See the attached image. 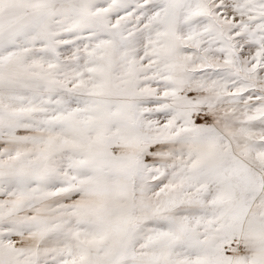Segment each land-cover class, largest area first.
<instances>
[{"label":"snow or ice","instance_id":"1","mask_svg":"<svg viewBox=\"0 0 264 264\" xmlns=\"http://www.w3.org/2000/svg\"><path fill=\"white\" fill-rule=\"evenodd\" d=\"M0 264H264V0H0Z\"/></svg>","mask_w":264,"mask_h":264}]
</instances>
